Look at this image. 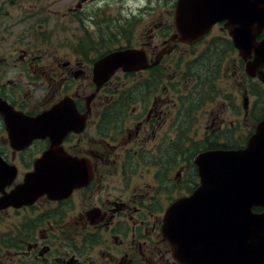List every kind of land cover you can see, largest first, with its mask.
<instances>
[{"label": "flooded vegetation", "instance_id": "1", "mask_svg": "<svg viewBox=\"0 0 264 264\" xmlns=\"http://www.w3.org/2000/svg\"><path fill=\"white\" fill-rule=\"evenodd\" d=\"M177 3L0 0V264H181L162 233L167 209L202 186L200 153L247 145L264 119V80L248 73L255 54L241 55L227 19L179 40ZM124 49L150 66L118 68L96 91V63ZM62 100L77 128L58 151L88 178L31 202L50 146L30 140L31 120Z\"/></svg>", "mask_w": 264, "mask_h": 264}, {"label": "water", "instance_id": "2", "mask_svg": "<svg viewBox=\"0 0 264 264\" xmlns=\"http://www.w3.org/2000/svg\"><path fill=\"white\" fill-rule=\"evenodd\" d=\"M223 19L229 21L230 34L241 55L246 57L251 50L255 54L254 61L247 64L248 73L264 80V71L260 70L264 67V39L256 40L264 27V0H178L176 36L196 42ZM148 66L143 50L113 52L95 65L96 91L118 68L138 70ZM71 108L62 100L31 120L30 140L50 139L27 184L31 202L41 195L52 199L63 196L78 181L88 178L77 176L79 170L73 168L81 161L74 162L58 151L64 134L77 128ZM57 114L61 116L58 133ZM195 162L202 186L190 197L174 202L164 217L162 233L172 244L175 259L181 264H264V212L253 211L254 207H264V119L245 147L203 152ZM63 189L67 191L62 194Z\"/></svg>", "mask_w": 264, "mask_h": 264}, {"label": "rangeland", "instance_id": "3", "mask_svg": "<svg viewBox=\"0 0 264 264\" xmlns=\"http://www.w3.org/2000/svg\"><path fill=\"white\" fill-rule=\"evenodd\" d=\"M145 2H147V0H144ZM129 20V19H128ZM148 25V23L147 22H144L143 23V26L144 27H146ZM62 27H64V26H62ZM50 29V31L52 32V39H54V40H57L58 39V33H57V35L55 34V32H54V30L50 27V28H48V30ZM61 29V28H60ZM132 112V108H131V106L130 107H128L127 108V114H130ZM261 112V111H260Z\"/></svg>", "mask_w": 264, "mask_h": 264}]
</instances>
